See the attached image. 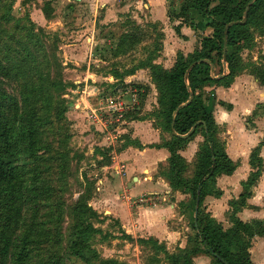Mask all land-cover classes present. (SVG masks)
<instances>
[{
	"label": "crops",
	"instance_id": "obj_1",
	"mask_svg": "<svg viewBox=\"0 0 264 264\" xmlns=\"http://www.w3.org/2000/svg\"><path fill=\"white\" fill-rule=\"evenodd\" d=\"M25 1L22 14H27L35 27L59 32L61 42L63 37L67 39L59 49L63 55L62 65L68 75L66 79L75 85L73 92L77 94L78 100L67 118L72 127L81 130L80 136L86 141L89 154L93 153L94 148L105 145L102 127L91 118L92 113L99 114L104 97L89 96L87 87L94 83H105L110 88L116 83L109 73L98 74L90 70L104 65V62L98 65L91 59L95 52V49L92 51V45L101 32L115 35L116 42L125 32L126 22L144 30L148 29L147 25H155V30L160 34L161 48L152 64L163 69L172 66L177 52L187 55L198 50L201 38L211 34L209 28L193 29L189 25L190 21H183L179 15L183 0ZM45 3L48 18L42 11ZM189 20L193 25L201 21L194 11H189ZM169 42L173 47L168 48ZM239 57L241 70L227 87L205 82L197 91L211 110L217 131L223 134V150L234 165L231 174L220 175L215 179L214 185L219 196L204 197L201 206L223 229L231 226L228 219L231 210L229 202H237L243 192L241 184L252 171L249 166L251 150L260 142L259 176L248 189L249 196L235 216L242 223L260 221L264 224V88L258 85L249 67H246L248 64H264V34H254L253 47L242 50ZM222 62L220 76L227 74L226 64L223 66ZM210 69L212 72L213 67ZM121 86L125 88L115 85V92L112 93H117L115 96L128 105L131 114L124 120L126 128L121 132L141 148L132 145L112 153L111 165L99 169L101 175L95 181L97 185L88 205L97 214H105L116 220L127 235L152 238L162 243L166 250L185 249L187 240L184 231L187 228L184 223L188 217L194 223L192 199L189 193L181 189L169 188L163 175L167 169V151L161 147H149L168 140L152 115L157 109L155 85L148 69L139 68L132 75L124 77ZM193 141L179 152L187 168L184 173L186 179L192 177L195 164L198 143L194 144ZM118 165L123 166L121 173L115 172ZM190 167L192 171L189 172ZM146 196L153 197L144 204L132 203L136 198ZM248 253L250 264H264V236L251 239ZM191 262L211 264L212 260L200 253L192 256Z\"/></svg>",
	"mask_w": 264,
	"mask_h": 264
},
{
	"label": "trees",
	"instance_id": "obj_2",
	"mask_svg": "<svg viewBox=\"0 0 264 264\" xmlns=\"http://www.w3.org/2000/svg\"><path fill=\"white\" fill-rule=\"evenodd\" d=\"M14 3L15 0H0V42L4 35L2 27L8 25L25 32L31 38L36 36L35 31L38 34L42 33L41 28L34 30L35 26L27 14H22L19 18L13 17ZM47 8L45 3L42 11L48 18ZM189 11L197 13L201 21L193 25V22L189 20ZM179 15L183 21H190L189 25L193 29L209 28L211 30L210 36L201 38L198 50L187 55L177 52L172 66L168 69L154 65L152 61L161 48L160 34L155 30V25H147L151 29V33H155L156 40L152 48L146 52V57L123 71H118L115 68L116 64H111L110 70L106 72L116 80L115 85L122 88L124 77L132 75L136 69H148L151 81L157 91V109L152 115L161 131L169 136L168 140L159 145L149 147H161L167 151V169L163 175L169 188L171 190L181 189L182 192L189 193L193 202V209H197L195 223H191V228L195 232L194 246L189 251H185V248L177 250L176 254H168L165 247L159 246L158 242L152 238L146 240L140 238L138 242L152 244L154 249L164 256L167 264H192L191 257L200 253L209 256L212 260L211 264H250L248 253L250 241L254 236H264V224L260 221L242 223L235 215L249 196L248 189L254 185L259 176L261 160L258 157V150L262 142L251 150L249 166L252 171L247 180L241 184L243 192L238 196L237 202H229L231 210L228 219L231 226L228 229H223L209 214H201L200 210L204 197L219 196L214 185L215 179L220 175L231 174L234 165L226 156L223 144L214 138L217 127L211 110L197 91L205 82L227 87L241 70L239 53L244 49L253 47L254 34H264V0H183L179 8ZM242 19H244V23L240 24ZM124 25L126 26L125 32L117 38L113 48L109 49L110 59L114 60L119 55L133 50L146 37L145 30L139 26L131 22H126ZM226 26L228 27L226 28ZM225 30L226 35H224ZM9 42L15 44V49L23 46L10 39ZM6 51L13 53V57L9 58L8 54L3 56L0 65L6 61H9V65L0 66V75L17 82L24 72L36 70L34 59L28 50L23 49V52H16V54L13 50H3L4 53ZM222 60L227 69V74L224 76H220V61ZM45 65H47V61ZM189 66H191L190 69H188ZM211 67H213V76L216 78L211 77ZM246 67H249V72L258 85L264 88V64H248ZM26 84H29L28 90H24ZM66 85L60 80L51 83L48 87L62 91ZM115 85L110 87V91L115 92ZM21 90L31 95L37 91L44 95V89L38 83L35 85L23 82L21 83ZM189 94V102L179 107L188 100ZM17 109L18 101L16 98L0 89V195L5 188L9 187L8 213L0 227V264H32L28 246V231H25L18 243L15 242L22 218L24 196L21 191V184L17 183L18 185H16L15 183L16 168L11 165L9 160L19 146L23 147V152L27 151L32 157L38 149V134L33 124L29 122L26 132L21 138L24 142L12 141L9 134L10 128L4 115L11 111L15 113ZM130 115V111L126 112L123 116L124 120L128 119ZM171 124L172 130L170 129ZM194 124L196 126L192 133L186 135ZM199 130L203 142L195 154L192 177L186 179L184 173L187 168L179 152ZM120 140L124 142L121 149L132 145L141 148L126 135H123ZM88 199V197L85 199L79 197L75 206L76 211L82 214H97L88 205ZM95 232L96 230L90 224H86L82 230H79V233L86 234ZM73 254L79 258L83 257L80 251L73 250ZM101 264L116 263L102 261Z\"/></svg>",
	"mask_w": 264,
	"mask_h": 264
},
{
	"label": "rangeland",
	"instance_id": "obj_3",
	"mask_svg": "<svg viewBox=\"0 0 264 264\" xmlns=\"http://www.w3.org/2000/svg\"><path fill=\"white\" fill-rule=\"evenodd\" d=\"M18 2L16 5L14 3L12 8L15 18L21 17L23 5L26 3L25 0ZM36 28L34 27V30ZM145 30L146 37L141 44L114 60L110 59L109 49L115 44V35L110 36V33L107 35L101 32L92 45V51L95 49V52L91 59L98 65L104 62V65L92 67L90 70L104 74L110 70L111 64H116L115 68L123 71L143 60L156 40L155 33H151L149 28ZM2 31L4 35L0 42V61L7 54L9 58L13 57V53L7 51L4 53L3 50H13L16 54L25 49L33 57L36 67L33 72L31 70L24 72L17 82L0 75V89L18 101L17 111L6 112L4 115L12 141L24 142L21 138L29 122L33 124L38 134V149L32 157L27 151L23 152V147L19 146L9 160L16 168L15 183L21 184L24 196L22 218L15 242L18 243L25 231H28L32 264H101L102 261H112L116 264H167L164 256L155 250L152 244L139 243V237L125 234L119 223L110 216L82 214L75 209L79 197L82 199L88 197L90 200L92 191L97 185L95 181L101 175L99 169L111 165L112 153L121 150L124 142H120V138L125 133L121 132L120 138L112 145L107 144L102 133L105 145L94 148L93 153L89 154L87 151L89 147L80 136L81 130L71 126L67 116L73 110V105L78 104V100H76L77 94L73 92L75 85L66 79L68 75L62 65L63 55L59 49L67 39L62 34L61 42L59 32L45 29L39 34L35 31L36 36L33 38L12 25L2 27ZM9 39L23 46L15 49V44L9 42ZM167 45H170L168 48L173 47L171 42ZM5 65H9V61L2 62L0 66ZM60 80L67 84L62 91L48 87L51 83ZM23 82L41 84L44 95L38 91L32 95L23 92L21 90ZM93 86L99 88V97L110 95V85L94 83ZM90 87L88 86L86 91L89 96H91L88 92ZM28 89L29 84H26L24 90ZM78 91L81 94V91ZM111 94L115 96L117 93ZM103 107L104 103L99 107L97 116H105ZM121 127V129L126 128L125 123ZM166 136L169 138L167 134ZM194 138L192 141L194 144L198 143V149L203 142L200 130ZM214 138L221 143L223 134L216 130ZM191 169L192 167L189 168V172L192 171ZM8 193L9 187L0 195V227L8 213ZM152 197H140V199L149 198L142 202H138L139 198H136L132 203L144 204ZM200 212L205 213L203 208ZM185 223L187 228L184 231L187 240L185 251H189L194 246L195 232L191 228L192 219L188 217ZM86 224H90L96 232L79 233ZM158 245L164 246L162 243ZM73 250L80 251L83 257L75 256ZM176 251L177 249L166 250L168 254H176Z\"/></svg>",
	"mask_w": 264,
	"mask_h": 264
},
{
	"label": "built area",
	"instance_id": "obj_4",
	"mask_svg": "<svg viewBox=\"0 0 264 264\" xmlns=\"http://www.w3.org/2000/svg\"><path fill=\"white\" fill-rule=\"evenodd\" d=\"M71 2H74V0H70ZM211 77L214 78L213 72L210 73ZM88 92H90L91 96H99L100 90L99 88L95 86H91L88 89ZM110 95H107L103 98L104 102V115L97 116L95 114H91V118L96 120L100 126L102 127V133L103 138L107 142L108 145H112L116 140H118L121 131H122V125L124 124V114L128 112L130 109H128L127 105H124L119 97L117 96H111L112 91H109ZM123 171V166L118 165L115 169V172L121 173ZM149 198L144 199H138V202L146 201Z\"/></svg>",
	"mask_w": 264,
	"mask_h": 264
},
{
	"label": "water",
	"instance_id": "obj_5",
	"mask_svg": "<svg viewBox=\"0 0 264 264\" xmlns=\"http://www.w3.org/2000/svg\"><path fill=\"white\" fill-rule=\"evenodd\" d=\"M243 23H244V19H242V20L240 21V24H243ZM227 27H228V26H226V28H227ZM226 28H225V29H226ZM224 35H226V30H225V32H224ZM222 64H223V66H225L224 61L222 62ZM192 65H194V64H192ZM192 65H191V66H192ZM191 66H189L188 69H190ZM189 99H190V94H189V98H188V100H187L184 104L180 105L179 107H182V106L186 105V104L189 102ZM195 126H196V124L192 125V127L189 129V131L187 132L186 135H190V134L192 133L193 129L195 128ZM170 129L172 130V124H171V126H170ZM196 214H197V209L195 208V209H194V223H195V217H196Z\"/></svg>",
	"mask_w": 264,
	"mask_h": 264
}]
</instances>
